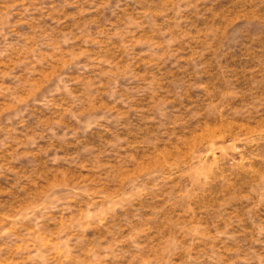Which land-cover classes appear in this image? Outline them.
<instances>
[{
	"label": "clouds",
	"instance_id": "9594fccd",
	"mask_svg": "<svg viewBox=\"0 0 264 264\" xmlns=\"http://www.w3.org/2000/svg\"><path fill=\"white\" fill-rule=\"evenodd\" d=\"M134 2L0 13V180L18 178L0 192L15 197L0 264H264V157L246 155L264 145V96L234 121L220 101L181 112L190 90L214 95L205 70L227 30L204 23L209 0ZM35 157L45 169L22 173ZM225 162L250 183L209 202Z\"/></svg>",
	"mask_w": 264,
	"mask_h": 264
},
{
	"label": "rangeland",
	"instance_id": "374dc122",
	"mask_svg": "<svg viewBox=\"0 0 264 264\" xmlns=\"http://www.w3.org/2000/svg\"><path fill=\"white\" fill-rule=\"evenodd\" d=\"M15 2L16 0H0V13L5 12ZM159 2L160 0H135L130 5L126 4L125 7L134 13L137 8L159 6ZM204 13L205 24L215 23L227 30L224 42L218 52L209 58V67L205 70L204 82L208 84L214 95L208 96L207 93L190 90L185 98L187 104L180 105V111L184 112L189 106L193 110L202 111L210 102L220 101L226 108L225 115L228 120L234 121L233 108L242 109L258 95L264 96V76L252 71L264 64V0H209V3L204 6ZM18 19L17 16L15 20ZM18 31H28V29H18ZM237 41H239L238 44H236ZM254 84L255 87H253ZM229 88L238 91L241 99L221 100V92ZM40 115L42 114L37 113L36 118L29 122L30 125H34ZM212 115L214 116V110ZM184 131L187 133L194 129L190 127ZM91 142H97L96 136L91 137ZM253 154L264 157V145L250 149L246 153L249 156ZM257 166L264 170V161H258ZM45 167L46 162L40 157H35L22 161L20 169L22 173H39ZM220 175L223 179L217 178L214 184L202 194L209 202L230 192L243 190L250 183V174L242 170L234 171L228 162L222 165ZM16 179L18 178L6 175L0 180V192L7 191ZM15 192L14 189L13 193ZM14 198V195L0 196V212L9 209L14 203ZM118 223L122 224L124 220L121 218ZM45 226H48L47 222ZM93 235L89 234V242ZM6 242L7 238L0 240V243ZM83 247L84 245L74 243L77 252Z\"/></svg>",
	"mask_w": 264,
	"mask_h": 264
}]
</instances>
